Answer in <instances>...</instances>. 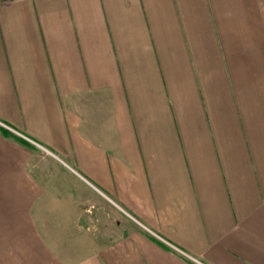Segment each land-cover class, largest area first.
<instances>
[{
  "label": "crops",
  "instance_id": "obj_1",
  "mask_svg": "<svg viewBox=\"0 0 264 264\" xmlns=\"http://www.w3.org/2000/svg\"><path fill=\"white\" fill-rule=\"evenodd\" d=\"M0 125V264H264V0H0Z\"/></svg>",
  "mask_w": 264,
  "mask_h": 264
},
{
  "label": "trees",
  "instance_id": "obj_2",
  "mask_svg": "<svg viewBox=\"0 0 264 264\" xmlns=\"http://www.w3.org/2000/svg\"><path fill=\"white\" fill-rule=\"evenodd\" d=\"M0 126H1V125H0ZM1 127H2V126H1ZM5 132H8V131L5 130Z\"/></svg>",
  "mask_w": 264,
  "mask_h": 264
}]
</instances>
